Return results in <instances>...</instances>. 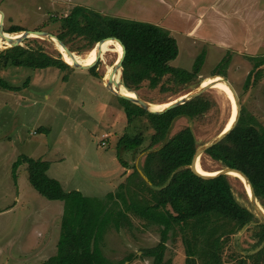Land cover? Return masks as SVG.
<instances>
[{
	"label": "rangeland",
	"instance_id": "374dc122",
	"mask_svg": "<svg viewBox=\"0 0 264 264\" xmlns=\"http://www.w3.org/2000/svg\"><path fill=\"white\" fill-rule=\"evenodd\" d=\"M236 1L179 0L181 6L188 7L192 2L200 8L197 13L202 14V24L192 35H187L186 29L194 22L191 17L196 15L195 10L190 9L193 15H183L178 11L181 8H176L175 0H0V11L3 32L17 27L56 33L61 18L74 6L164 27L177 40L179 49L170 64L190 70L198 55L203 53L200 72L193 85H175L167 91L143 86L136 92L142 99L176 100L181 94L196 89L220 67L223 74L214 75H222L231 82L240 106L264 126V64L255 65L257 58H264V0H257L259 8L233 10L231 2ZM242 1L244 5L251 2ZM223 9L227 10L226 14L215 13ZM15 33L0 36V50H5L8 38ZM210 36L225 39L226 43L233 39L234 42L225 49L209 39ZM21 39H18L20 46L34 48L38 45L50 55H61L56 44L46 38L22 34ZM79 43L80 40L74 38L69 45L76 47ZM72 52L86 53L85 50ZM101 56L94 65V72L89 68L71 67L62 71L55 67L11 64L0 68V77L19 87L16 90L0 88V264H40L56 253L64 202L49 200L32 187L26 163L18 165L14 177L12 165L20 155L47 160V174L57 179L65 191L78 190L88 197H104L116 191L134 167L141 169L154 131L145 116H137L128 124L124 105L104 85L110 68L111 75L115 74L117 54L107 51L101 52ZM254 57L257 58L252 59ZM119 78L122 82L121 75ZM202 94L212 101L209 110L192 119L175 117L168 138L188 126L200 147L222 131L233 114L232 100L215 89ZM125 133H141L143 144L135 151L119 148V138ZM119 157L126 162V167ZM200 159L207 172L223 168L219 161L206 154ZM231 182L236 187L238 201L248 205L243 184ZM261 205L264 207V200ZM254 213L256 218L250 224L226 239L221 238L224 239L220 254L223 264H264V249L258 253L264 246L261 240L264 220ZM128 215L130 224L125 223L119 230L111 227L105 232L102 253L112 264H151V258L140 255L144 248L159 242V228ZM203 247L201 242L194 247L196 264H202L199 255ZM128 256H132L130 260ZM165 258L171 264H185L186 249L180 232L170 233Z\"/></svg>",
	"mask_w": 264,
	"mask_h": 264
},
{
	"label": "trees",
	"instance_id": "16d2710c",
	"mask_svg": "<svg viewBox=\"0 0 264 264\" xmlns=\"http://www.w3.org/2000/svg\"><path fill=\"white\" fill-rule=\"evenodd\" d=\"M21 30L12 27L7 31ZM52 34L71 51L87 52L101 39H119L125 47L122 82L136 92L143 86L167 91L175 85H193L204 56L203 53L199 54L190 70L171 65L179 49L177 40L169 30L148 21L107 16L83 6H74L61 18L59 29ZM74 38L80 40L76 47L69 45ZM257 59L256 67L264 64V58ZM8 64L33 68L55 67L62 71L71 69L59 53L50 55L38 45L34 48L17 45L0 50V68ZM219 68L212 75L223 74ZM94 69L95 66L89 68L93 72ZM0 88L19 89L1 77ZM118 98L124 105L128 124L137 116H145L154 131L141 166L149 183L134 167L116 191L104 197H88L78 190L65 191L57 179L47 174L49 162L45 159L22 154L12 165L15 177L18 165L26 163L32 187L49 200L64 202L56 253L40 264H112L102 253L103 237L111 227L119 230L125 223L130 224L128 213L144 220L145 225L159 228V242L153 247L144 248L140 255L151 258V264H171L165 258L167 241L170 233L176 235L177 232L181 233L185 244V264H196L194 247L199 242L204 243L199 255L202 264H223L220 254L224 239L221 238L226 239L250 224L256 218L254 209L250 203L246 205L238 201L236 187L228 175L205 179L190 169L192 157L198 148L190 127H184L169 138L167 136L175 117L192 119L202 116L209 110L212 101L201 94L165 113L153 114L126 99ZM146 101L155 102L150 99ZM143 142L141 133H125L119 138L118 146L135 151ZM205 154L219 161L222 167L244 172L259 201L264 200V126L243 106L234 128L222 141L207 149ZM119 159L126 167V162ZM262 225L261 240H264V222ZM187 234L190 236L187 237ZM263 249L264 246L258 253ZM131 257L128 256L127 260Z\"/></svg>",
	"mask_w": 264,
	"mask_h": 264
},
{
	"label": "water",
	"instance_id": "95a60500",
	"mask_svg": "<svg viewBox=\"0 0 264 264\" xmlns=\"http://www.w3.org/2000/svg\"><path fill=\"white\" fill-rule=\"evenodd\" d=\"M2 24H3V15H2V13L0 11V34L3 35L4 33H15V32H3ZM18 32H21V33H23L25 35L27 34L29 36L34 35V36L43 37V38H46V39L52 41L58 47V51L61 53L62 60L65 63H67L70 67H73L75 69H88V68L94 66L99 59L101 60V54H100V44H101V42L104 41L105 39L114 40L115 42H118L120 44V46H121V55H120L119 59L117 60V62L114 63L113 72L119 70L120 71V75L122 73V62H123L124 55H125V47L122 44V42L119 39L115 38V37H109V38H104V39L99 40L94 46V47H96V56H95L94 60L91 63H89V64H81V63L68 62V61H66L64 59V57L62 56V51H64L67 54V56L70 57V58L72 57L74 52H72L65 45V43L62 40H60L57 36H55L54 34L49 33L47 31H43V30H35V31L22 30V31H18ZM8 40H9V38H8ZM19 41L20 40H14L13 45L6 46L4 48L6 49V48L17 46ZM213 76H218L220 81L223 82L227 86V88L230 90V92L232 94V97L234 99V102H235L236 114H235L234 120L231 122V124L228 127H225L221 132H219L217 134V136H215L213 139L209 140L208 142H206L205 144H203L202 146H200V147H198L196 149V151L194 152V155L192 157L191 164H190L189 167L196 175H198L201 178H205V179L217 177V176H220V175H228L229 176L230 172H234V173L238 174L239 176H241L242 177L241 181H242L244 190H245V192L247 194V197H248L250 205L253 207L254 211L264 220V207L261 205L259 199L257 198V196L255 194V191L253 189V186H252L249 178L247 177V175L244 172H242L241 170H239L237 168L223 167V168H220V169L216 170L214 174H203V173L199 172L196 169L197 161L200 159L201 155L205 154L207 149H209V148L213 147L214 145L218 144L220 141H222L228 135V133L236 125V123L238 121V118H239V115H240L241 106H240L239 97H238V94H237L235 88L231 84V82L228 81L222 75H213ZM122 84L124 85L123 82H122ZM104 85L114 95H116V96H118L120 98L126 99V100L138 105L140 108H142V109H144V110H146V111H148L150 113H153V114L165 113V112H167V111H169V110H171L173 108H176V107H178L180 105H183V104L195 99L196 97L200 96L203 92H205L208 89H210V86L208 84H205V83L201 84L200 83L199 86L196 89L190 90L184 96L179 97L176 100L170 101L169 103L166 104L165 107H163L161 109H158V110H153V109H151V106H150L151 103L149 101H146V100L142 99L139 96V94L136 93V96H134V97L127 96V95H124V94H121V93L117 92L116 90L111 88L109 84H104ZM124 87L127 90H129V91H134V90L130 89L129 87L125 86V85H124ZM137 170H138L139 174L142 176V178L146 182L149 183L148 178L143 173V171L140 168H138V167H137Z\"/></svg>",
	"mask_w": 264,
	"mask_h": 264
},
{
	"label": "bare ground",
	"instance_id": "6f19581e",
	"mask_svg": "<svg viewBox=\"0 0 264 264\" xmlns=\"http://www.w3.org/2000/svg\"><path fill=\"white\" fill-rule=\"evenodd\" d=\"M22 34L21 32H16L15 35L13 34L12 37H9V42H7V45L8 46H11L13 45V40H18V39H21L22 38ZM25 35V34H24ZM1 36V34H0ZM27 36V34L25 35ZM1 42V41H0ZM6 42V41H5ZM5 44V43H4ZM113 52V53H116L117 54V60L119 59L120 55H121V46L118 42H115L114 40H111V39H105L104 41L101 42L100 44V54L101 52ZM63 52V57L66 61L68 62H74V63H81V64H89L91 63L95 56H96V47L88 50L84 55H77L75 53H73L72 57H68L67 54ZM102 57V56H101ZM116 60V62H117ZM115 73V77H113V80L116 82H114L113 80H111V68L109 69V71L106 73L105 77H104V83L105 84H109L111 88H113L114 90H116L117 92L121 93V94H124V95H127V96H136V92L135 91H129L127 90L124 85L122 84L121 80H120V71H115L113 72ZM208 84L210 86V89H215L217 90L218 92L220 93H226L230 99L232 100L231 103H233L234 107H233V114L231 115V117L227 120L226 124L224 125V128L225 127H228L231 122L234 120V117H235V114H236V108H235V102H234V99L232 97V94L230 92V90L227 88V86L220 81L219 77L218 76H209V77H206L202 82L201 84ZM186 93H183L181 94L179 97H182L184 96ZM170 101V100H169ZM150 106H151V109L153 110H158V109H161L163 107L166 106L167 103L169 102H150ZM223 128V129H224ZM222 129V130H223ZM201 159H199L197 161V164H196V169L203 173V174H214V172H207L202 163H201ZM229 178L231 181L237 183V184H242V181H241V176H239L238 174L234 173V172H230L229 174Z\"/></svg>",
	"mask_w": 264,
	"mask_h": 264
},
{
	"label": "crops",
	"instance_id": "0c3cea01",
	"mask_svg": "<svg viewBox=\"0 0 264 264\" xmlns=\"http://www.w3.org/2000/svg\"><path fill=\"white\" fill-rule=\"evenodd\" d=\"M178 1L179 0H175V4H176V8H181L180 10H178L181 14H183V15H187V14H191V15H193V12L192 11H190V9H194L195 10V13H196V15H194L193 16V18L191 17V19H192V21L191 22H193V20H194V22H193V24H191V27L190 28H188V29H186L187 31H186V34L187 35H192L193 34V31H194V29L197 27L198 29H199V24L201 25L202 23V21H201V13L200 14H198L197 12L199 11V9L196 7V6H193V3L192 2H189V3H191L190 4V6H181L179 3H178ZM251 2L250 3H247V4H243V1L242 0H238V1H236V2H231V4H232V9L233 10H236L238 7L239 8H246V9H251V8H259L260 6H259V4H258V1L257 0H250ZM226 9V8H225ZM225 9H223V11H219V10H216L215 11V13L217 14V15H223V14H226L227 13V10H225ZM177 27H174L173 29H176ZM178 31H182L180 28H178L177 29ZM221 35H224V34H221ZM211 38H209V39H212L213 40V42H215V43H217L218 45H220V46H222V48H225V47H229L231 44H229V43H233L234 42V39L233 40H229L228 41V43H226L225 42V39H220V40H217V39H215L214 38V36H210ZM238 42H242L241 40H237ZM258 44V43H257ZM259 44H261V42L259 41ZM225 49H228V48H225ZM45 228V227H44ZM44 232H47V227L45 228V231ZM44 232H42V234L44 233ZM59 236V235H58ZM43 238H46L45 236H42V239Z\"/></svg>",
	"mask_w": 264,
	"mask_h": 264
},
{
	"label": "built area",
	"instance_id": "2783aa9c",
	"mask_svg": "<svg viewBox=\"0 0 264 264\" xmlns=\"http://www.w3.org/2000/svg\"><path fill=\"white\" fill-rule=\"evenodd\" d=\"M102 144H104V143L102 142Z\"/></svg>",
	"mask_w": 264,
	"mask_h": 264
}]
</instances>
